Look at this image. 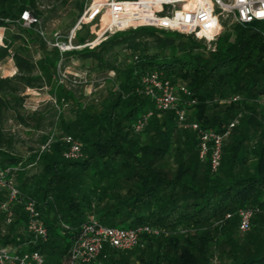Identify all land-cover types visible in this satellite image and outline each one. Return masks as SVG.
Instances as JSON below:
<instances>
[{
  "label": "trees",
  "instance_id": "1",
  "mask_svg": "<svg viewBox=\"0 0 264 264\" xmlns=\"http://www.w3.org/2000/svg\"><path fill=\"white\" fill-rule=\"evenodd\" d=\"M76 9L79 13L74 23L84 6L77 3ZM26 10L41 16L38 0H0V28L21 26L19 21ZM224 24L215 51L194 36L153 27L120 32L93 50L73 51L63 57L58 49H39L38 61L15 47L19 41L26 42L24 37L13 35L7 40L0 47V66L12 59L17 73L8 78L0 76V169L21 162L4 150L13 146L4 128L5 116L24 108L25 99L17 95L27 89L56 87L59 63L71 58L121 72L113 60L126 51L131 64L122 71L119 91L88 105L64 86H57L55 111L70 102L74 117L63 118L53 133L56 140L50 151L34 159L36 165L40 161L42 172L18 179V189L38 203L49 240L30 243L23 206L16 204L11 225H6L0 213V245L40 250L46 256L59 252L65 241L60 263L65 264L79 227L95 215L106 226L128 229L147 225L162 233L144 236L130 251L108 249L106 258L92 264H213L211 248L218 232L231 236L234 230L239 231L238 213L250 209L255 213L251 231L242 234L227 264H264V22ZM23 29L34 42L43 40L36 27ZM86 39L79 38V42ZM153 71L162 72L192 92L198 103L189 108L193 112L190 119L206 130L223 132L233 114L242 107L246 111L225 142L218 173L213 174L209 163L200 160L196 131L184 129L180 143L176 140L173 112L155 111L146 129L135 132L141 115L154 110V105L148 97L134 92L141 77ZM235 96L241 100L219 115L212 113L214 101ZM257 102L262 104L259 111ZM21 121L29 126L23 118ZM66 135L82 143L81 160L64 158L68 148L62 137ZM49 139L45 138L46 143ZM172 155L175 160L167 165ZM6 199L7 190L0 191V204ZM62 223L74 233L64 234Z\"/></svg>",
  "mask_w": 264,
  "mask_h": 264
},
{
  "label": "built area",
  "instance_id": "2",
  "mask_svg": "<svg viewBox=\"0 0 264 264\" xmlns=\"http://www.w3.org/2000/svg\"><path fill=\"white\" fill-rule=\"evenodd\" d=\"M226 22L229 24L264 22V0H93L80 16L69 37L64 38L59 33L54 35L53 47L58 49L63 57L73 51L93 50L117 33L153 27L194 36L197 40L204 41L208 50L215 51ZM19 25L26 29L39 28V34L45 36L40 17L33 15L29 10L22 13ZM84 27L96 28L97 32L91 34L95 38L83 45H74L77 32ZM5 31L6 28H0V47L5 45L3 37ZM73 78L75 83L84 80L80 75H74ZM66 80H69L67 75L62 73L58 78L59 85ZM134 93L148 97L154 105V110L145 112L137 121L136 133L146 129L155 111L173 112L179 127L196 131L200 160L209 163L213 174L220 171L225 142L232 135L237 122L230 123L223 132L206 130L197 122H189L188 109L198 101L193 98L192 92L186 86L174 84L159 71L143 75ZM240 100V96H235L225 102L233 103ZM55 140L56 135L53 134L42 147L41 153L50 151ZM62 141L68 148L63 154L66 160L77 161L84 157L83 145L79 140L66 135L62 137ZM15 171H17L15 167L0 169V191L7 190V199L0 204V213L5 216L6 225H11L15 219L14 207L21 204L26 215V232L32 237L30 243H47L49 231L38 203L25 197L11 183V176ZM238 215L240 233L250 232L255 213L250 209H242ZM230 218L231 215H228L227 219ZM62 227L64 234L74 233L70 226L62 223ZM161 233L160 229L147 225L128 229L106 226L95 215H90L79 227L65 264H92L100 257L106 258L105 252L108 249L117 252L130 251L141 244L144 236H159ZM0 264H45V257L40 250L29 252L22 246L0 245Z\"/></svg>",
  "mask_w": 264,
  "mask_h": 264
},
{
  "label": "rangeland",
  "instance_id": "3",
  "mask_svg": "<svg viewBox=\"0 0 264 264\" xmlns=\"http://www.w3.org/2000/svg\"><path fill=\"white\" fill-rule=\"evenodd\" d=\"M93 0H38V10L41 13L40 17L42 22V30L45 31V36L42 37L43 40L40 42H34L31 40L29 34L21 26H13L10 31L6 30L3 33L5 38L4 44L7 40L11 39L13 35H20L26 39V42L19 41L15 44V47H20L21 52L27 57L34 61H38L40 58V50L45 49H56L53 47L54 35L59 33L64 38L70 36L72 30L76 26L77 22L74 23L79 11L76 9V4L84 6V10ZM33 14V13H32ZM34 15V14H33ZM36 16V15H35ZM39 28L36 29V33ZM88 30L84 28L77 32L76 39L74 40V45H80L83 42H79V38L87 37ZM38 34V33H37ZM41 47V48H38ZM40 49V50H39ZM127 52L121 51L118 53V59H114V64L117 65L118 69L121 71H110L99 69L96 64L91 61H77L74 58L61 63L60 68L58 67V76L65 73L69 80L59 85L58 78L56 77V87H45L42 90H26L25 93L17 95L18 98L25 99L24 108L18 112L10 111L5 116L4 128L9 136L13 139L12 149L4 147L5 152L9 155L19 157L21 162L15 168L17 171L11 176V183L18 188L19 177H24L26 175L32 176L42 172V165L39 161L38 165L34 164V159L38 156L42 147L46 144L45 138H50L51 135L59 130L60 123L63 118L68 119L74 117L72 103L65 104L60 112H56V106L58 105V98L55 95V89L57 86H64L68 91L75 94L76 98L84 104H89L92 102H97L98 100H103L105 97L109 96L110 93H115L119 91L122 71L128 69L131 64V59H127ZM67 57L65 56L64 59ZM14 62L12 60L5 61L0 70V76L6 75L5 72L11 73L14 69ZM80 75L84 80L79 83L74 82V75ZM11 77V76H8ZM79 79V78H78ZM183 85L181 83H177ZM185 86V85H184ZM54 89V90H53ZM57 90L56 93H58ZM228 99H223L222 101H214L211 106L212 113H217L218 115L222 113L223 110L231 103H226ZM258 111L261 110V102H257ZM220 108H217L218 106ZM217 106V107H216ZM63 113L61 117L58 115ZM193 112L188 109V121L191 123H196L195 120L190 119V115ZM247 115L243 107L240 108L237 113L233 114L227 121L229 124L232 122H237L239 126ZM21 118H23L29 126H25L22 123ZM38 125H42L38 128ZM177 129L175 130L176 140L180 143L182 140V130L177 123L175 124ZM230 140V138H229ZM255 139H253V142ZM3 150V151H4ZM176 153V152H174ZM175 156L172 155L165 162L171 164L174 162ZM255 159H252L254 161ZM252 164V163H251ZM220 226V225H219ZM120 228V227H119ZM166 232V231H165ZM166 234V233H165ZM219 237L217 241L212 245L211 253L213 255V264H227L230 263V255L235 244L240 241L243 237L238 230H234V233L227 235V233L218 232ZM240 239V240H239ZM66 242H62L61 250L54 255L47 254L45 257V264H60L63 260V251L66 248Z\"/></svg>",
  "mask_w": 264,
  "mask_h": 264
},
{
  "label": "crops",
  "instance_id": "4",
  "mask_svg": "<svg viewBox=\"0 0 264 264\" xmlns=\"http://www.w3.org/2000/svg\"><path fill=\"white\" fill-rule=\"evenodd\" d=\"M84 29L85 30H88V32H87V34H86V36H87V39H86V41H84L82 44H80V45H83V44H85L87 41H90V40H93L95 37L93 36L94 34V32H97V29L96 28H89V27H84ZM7 30V29H6ZM10 31V30H9ZM91 34H93V35H91ZM4 37V36H3ZM4 42H5V38H4ZM9 61L10 60H12V59H8ZM13 61V60H12ZM14 62V61H13ZM60 64V63H59ZM15 65V64H14ZM2 66V65H1ZM1 66H0V70H1ZM6 73V75H4V76H2L3 78H8V76H11V77H13L16 73H17V69H16V67L14 66V69L12 70V72L9 74V73H7V72H5ZM74 75V74H73ZM28 90H32V89H28Z\"/></svg>",
  "mask_w": 264,
  "mask_h": 264
}]
</instances>
